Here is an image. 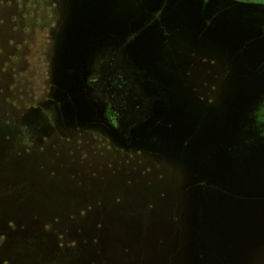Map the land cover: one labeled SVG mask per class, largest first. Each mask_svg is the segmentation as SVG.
<instances>
[{
    "label": "rangeland",
    "instance_id": "rangeland-1",
    "mask_svg": "<svg viewBox=\"0 0 264 264\" xmlns=\"http://www.w3.org/2000/svg\"><path fill=\"white\" fill-rule=\"evenodd\" d=\"M166 1L0 0V264H189L191 240L199 264H264V160L224 179L257 197L212 195L204 144L255 87L225 147L264 152V15ZM172 17L213 45L170 28L161 46ZM195 222L224 241L190 239Z\"/></svg>",
    "mask_w": 264,
    "mask_h": 264
},
{
    "label": "water",
    "instance_id": "water-1",
    "mask_svg": "<svg viewBox=\"0 0 264 264\" xmlns=\"http://www.w3.org/2000/svg\"><path fill=\"white\" fill-rule=\"evenodd\" d=\"M176 14H179V12H176ZM176 18H178V17H176ZM176 18L172 17L171 19L176 22L177 21ZM179 26H181V29L183 28L182 26H184L186 29L190 30L191 32L194 31L192 26L189 24H179ZM151 39L152 38L150 37V35H147L145 38V41H143L145 45H143L142 49L144 50V56L147 58V61L149 60V58H151L152 52L154 51V48L156 46V43ZM146 40H147V42H146ZM136 46L138 47V45H136ZM131 47H133V45ZM149 47H151V51H149ZM239 61L241 62L240 59H239ZM147 66L153 72L161 71L160 70L161 67L157 63L156 64L148 63ZM64 74H65V71H64ZM65 80H66V78H64V81ZM61 84H62V82H61ZM254 88L255 87L248 88L246 91H242L241 93L238 92L234 96V100H229V98H227L226 104L229 101H231V105L227 110V116L225 118L226 121H224L223 118H221L223 116L216 115V118L221 119V121L223 123V125L221 127L217 128L218 132H215V133H217V139L215 138V139H212L211 141L208 139L209 142L206 141V143H204L203 138H200V139L198 138L199 143H201V144L204 143L205 145H208L209 149H210V155H209L210 158L208 159L209 165H208V171H207L208 174L206 173V176L209 177V179H211L212 182L216 183L218 186L214 189V192H213L214 194H212V195H219L220 197H232V198H235L238 200H243V199H247L250 197H257V195H255V194L244 193L242 191H237V189H230L227 185H225V183H227V181L224 180L227 178L231 180V177H227V175H228L227 169L228 168L231 170L233 169L234 171L239 173L240 168H242V166L247 165L249 163H255V162L262 161V159L264 160V152H263L260 154L258 153V154L243 156L244 157L243 161H240L238 158L234 157V154L232 153L231 150H228V148L225 147V144H226L225 136L228 135V133H229V131L227 132L228 124L232 123L235 120V118L238 117V119L241 120L243 114L250 113V111L254 109V105H255V103H257L259 96L261 97V95H259V93L261 91L255 90ZM256 89H257V87H256ZM225 100H226V97H225ZM86 106H87V103L85 102L84 107L80 108V110H82V109L84 110V108ZM180 121H181V126L185 127L184 124H185L186 120H184L182 118ZM178 123H180V122L178 121ZM194 129H195V126H194ZM223 170H226V171L224 172ZM219 172H221V173H219ZM225 175H226V178L224 177ZM202 223H204V222H202ZM204 233H205V231H204ZM204 236H205V238H207V242L211 241V240L216 241L217 239L224 241L223 235L220 233H217V232L212 233V234L205 233ZM191 250L192 249L190 248L189 252L187 253V257H186L187 263L193 264L192 263V261H193V262H195V264H199L195 259L191 258L192 257L191 255H193ZM209 259H211V260L207 264H212L213 259L211 257ZM201 264H203V263H201Z\"/></svg>",
    "mask_w": 264,
    "mask_h": 264
},
{
    "label": "flooded vegetation",
    "instance_id": "flooded-vegetation-1",
    "mask_svg": "<svg viewBox=\"0 0 264 264\" xmlns=\"http://www.w3.org/2000/svg\"><path fill=\"white\" fill-rule=\"evenodd\" d=\"M212 1L213 0H203V4L205 3V4L209 5V4H212ZM216 3H218V5H215V7L213 6V8H212V10L216 11V12L255 14V15H259V16L264 15V0H216ZM213 4H214V2H213ZM169 6H170L169 0H167L166 4L164 5L163 10H164V12H167L170 14L171 9ZM156 14L160 15L161 12H158ZM182 27L183 28L181 29V26H179V23H177V21L176 22L173 21L171 18L169 20L163 21L162 22V28H161V33L163 36V41H162L163 43L161 44V46H163V44H165V47H169L168 38L171 37L170 28H173V29L175 28L174 29L175 32H172L171 34L176 33L178 31L181 32L182 34H185L187 41L180 43V44H182L183 46H185L184 44H186V46H188V47H193L195 49V51H197V47H200L202 45H207V46L213 45V41H205L197 32L196 33H195V31L191 32L190 30L186 29L184 26H182ZM136 38H137V35L134 34L132 36V38L128 42H126L127 47H128V45L132 46L133 43L135 42ZM195 51L192 53H195ZM155 55L154 56L152 55L151 58H149L148 63L157 62V61L161 60L159 58V56H161L162 54L160 55L158 53V57H155ZM166 57H168V56L166 55ZM162 95H163V93L161 94V96ZM165 95L170 98L171 94L166 92ZM167 103H168V101H167ZM115 110H116L115 106H113L110 110V115L107 117L108 120L113 122V123H115L117 120V112ZM195 126L197 127V124ZM193 128H194V124H193Z\"/></svg>",
    "mask_w": 264,
    "mask_h": 264
},
{
    "label": "trees",
    "instance_id": "trees-1",
    "mask_svg": "<svg viewBox=\"0 0 264 264\" xmlns=\"http://www.w3.org/2000/svg\"><path fill=\"white\" fill-rule=\"evenodd\" d=\"M205 227V225L204 224H202V223H199V224H197L196 222L192 225V231L193 232H195V233H191L190 234V239L191 238H195V237H197L198 238V241H200V242H205V241H207V238H205V233H204V231H202V229ZM198 231V232H197ZM200 231V232H199ZM196 240V239H195ZM192 242H191V244L193 243V241L194 240H191ZM190 243H189V250H190V245H191ZM189 250H188V252H189ZM187 252V253H188ZM186 256H187V254H186ZM192 263H194L193 261H192Z\"/></svg>",
    "mask_w": 264,
    "mask_h": 264
}]
</instances>
